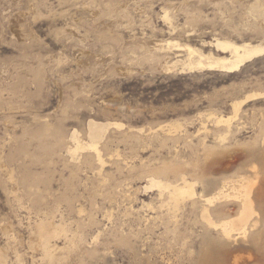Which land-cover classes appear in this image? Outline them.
Returning <instances> with one entry per match:
<instances>
[{"label": "rangeland", "instance_id": "374dc122", "mask_svg": "<svg viewBox=\"0 0 264 264\" xmlns=\"http://www.w3.org/2000/svg\"><path fill=\"white\" fill-rule=\"evenodd\" d=\"M215 2H220L223 7ZM238 2L0 0V146L5 150L6 165L15 171L22 197L21 203L14 200L10 194L12 184L7 175L0 172V223L7 229L10 227L11 231L7 230V238L0 236V244L7 249L9 264H47L42 248L32 246V223L47 216L53 203L52 193L61 195L71 190L69 196H81L94 222L84 223L73 213L72 225L75 229L79 225L80 231L84 230L81 232L86 235L87 243L59 264H192L188 247L194 241L197 242L195 246L193 244L197 254L200 249L196 237L200 229L189 231L196 222L195 217L183 221L180 228L183 233H179L178 242L164 234L163 227L149 222L141 205L143 202L156 204L157 192L146 191V178L137 174L146 168L154 170L164 165L177 168L179 163H185L196 167L197 175L211 177L218 168L234 174L252 161L259 163L263 153L264 97L242 106L231 124V133L226 125H217L207 116L211 113L230 116L233 101L243 100L250 93H264V56L233 73L167 74L161 71L158 63L143 60L144 53L137 46L144 40L171 39L200 47L202 40L211 41L214 35L240 41L238 35L224 25L230 18L239 23L246 16L243 4ZM115 5L119 8L118 13L110 17L109 8ZM121 6L127 8L125 18L119 17ZM183 6L201 13L202 22L195 26L189 24ZM164 9L173 16L174 32L162 18ZM222 13L225 19L221 18ZM18 17L22 18L21 37L14 32V21ZM104 25H111L112 30L102 31ZM71 27H76L83 38L73 37L68 31ZM241 33L245 40L264 39L253 31L242 30ZM88 51L95 57H88L84 63L82 53ZM172 53L171 60L184 55L183 52ZM90 120L120 122L127 128L146 130L145 144L139 147H133L132 136L125 137L117 130L109 133L110 138L115 139L114 148L119 149L128 162L135 163L137 169L130 174L124 165L122 170L108 165L107 172L111 174L110 180L113 179L104 189L94 179L92 171L93 174L87 171L80 178L83 183H88L87 186L81 187L80 181L76 180L67 186L61 179L63 175L69 176L64 171L63 150L59 151L62 155L51 156L46 149L51 147L52 137L39 139L46 124L52 125V129L55 127L64 137L77 129L85 138ZM173 122L183 125L182 131L174 134L176 137L167 136L165 145L150 141V129L158 130ZM224 136H227L225 143L219 139ZM24 178L35 182L36 200L27 196ZM129 194L131 200L127 198ZM148 215L153 216L152 212ZM98 233H101L100 242L96 244L93 238ZM187 236L190 239H185ZM257 238L255 236V240ZM263 241H260V250L256 245H248L238 253L252 254L258 260L257 264H264ZM58 244L64 245L63 242ZM232 263L233 253L227 250L219 264Z\"/></svg>", "mask_w": 264, "mask_h": 264}, {"label": "bare ground", "instance_id": "6f19581e", "mask_svg": "<svg viewBox=\"0 0 264 264\" xmlns=\"http://www.w3.org/2000/svg\"><path fill=\"white\" fill-rule=\"evenodd\" d=\"M238 3L243 4L244 10L246 11V16H243L242 20H240L239 23L231 21L230 18L224 22V25L233 34H237L238 39H241L240 41L232 37H218L217 35H214L211 41L202 40V45L200 47H197L192 46L189 43L182 44L179 42H175L171 39L166 41L141 40L142 43L137 47L139 48L141 53H144V56H142L143 60L152 61L154 63L156 62V64L158 63L162 69L161 71H164L167 74L172 72L195 73L203 71L233 73L240 70L246 64L264 56V39L258 40L256 42L250 41L248 39L245 40L243 39L241 33L242 30L253 31L258 35H262L264 38V0H250L247 1V3L245 0H239ZM216 4L220 5V2H217ZM118 9L119 8L116 5L111 6L108 12L109 16L111 17L114 13H118ZM183 9L187 14L189 24L195 26L197 23L202 22L200 15L201 13H195L191 10V8L189 9V7L186 6H183ZM119 13V17L125 18L127 16V8L125 6L122 7ZM162 18L164 22L170 26L169 28L174 32L176 28L173 24L174 21L171 12L167 9H164ZM221 18H226L224 17L223 13L221 15ZM21 22L22 18L20 17L16 18L14 21V32L18 37H21L22 34ZM111 30V25H104V28H102V31ZM68 31L73 35V37H79L80 39L83 38L80 36L79 31L76 27H71L68 29ZM174 51L183 52V57L182 55H179L171 60L170 54ZM82 54L84 63L86 62L88 57H95L92 56L89 51ZM97 59L100 60V57ZM124 70H122V72L126 71ZM262 97H264V93H250L245 99L232 102V115L223 116L211 113L207 117L208 119L214 120L217 125H226L228 128L227 131L231 133V124L238 117L242 106L251 100ZM51 126L48 124L45 125V131L43 130L44 133L40 131V133L42 132L43 134L41 133L39 139L52 137L51 147L46 149L47 151H49L48 154L50 153L51 156H55L60 153L59 151L62 152L63 150L64 171H67V173H69V176L65 177V175H63L61 176V179H63V181L65 180L67 186H70L69 184L70 181L72 182V180H76L79 183L80 178L84 173L86 174L87 171H92L94 173V179L103 186V189L105 188V186L108 187V182L113 179L112 178L110 180L111 174L107 172L106 168L108 167V165L115 166L114 168L117 170L123 168L124 165L130 174L136 171L137 165L135 163L131 164L130 162H128L127 158L121 154L120 150L114 148L113 144L115 143V139L112 140L114 137L112 136L113 138H110L109 133L112 130H117L123 133L125 137L132 136L134 139L131 142L133 147H139L142 143L145 144L143 135L145 134L146 130L142 128H127L124 123L120 122H99L90 120L87 124V134L84 138V136H82V134L77 129L69 132L67 137H64L62 136V133L60 131H56L54 129L55 127L53 128L55 130L54 131ZM182 128L183 125L181 123L173 122L164 127L162 126L161 128H158V130L152 131L150 129V141H159L158 143L161 142V144L165 145V141L166 139H168L167 136L176 137L174 136V134L181 132ZM204 129L207 131L206 126H204ZM126 131H128L129 133H126ZM36 138L38 139V137ZM119 139L120 138H118V140ZM219 139L221 140V142H224L227 139V136L219 137ZM150 143L147 144L151 145ZM261 146L263 147V153L260 152L261 157L259 160L260 162L262 161V164H260V162L256 163L253 161L249 163L251 161L250 158V161L248 160L249 164L247 165V167L245 165V167H242L237 172L235 171L236 173L234 174H231L228 169L222 171L220 168H218L214 170L211 177L207 175L200 176L197 175L198 169L196 167L185 163L178 164V162L176 163L178 164L177 168H175L176 166L171 167V165H164L162 167H159L158 169L148 170V168H146L138 172L137 176H143L146 178L145 180H147L145 190H152L157 192V203L154 204L152 202H141L142 209L145 210V213L149 218L148 220H150L149 222H152L154 226L159 225L160 227H163L164 234L166 233L168 236L171 235V237L178 242L181 238L179 237V233L181 226L184 225L183 221L185 219H188L190 221L195 217L196 222L194 226L189 228V231L194 232V230H196L197 228L200 229L199 235L196 236L199 239V241H197L200 244V249L197 254L195 250L196 247H194L197 242L195 243L194 241L192 242V245L188 247L189 259L191 260L192 264H219V261L222 259L224 252L227 250L233 253L232 264H252L254 262H256V264L259 263L258 260L254 259V255L250 254L244 256L242 254H239L238 252L241 248H247L248 245H256L260 250V241L264 240V135ZM4 153L5 150L0 146V172H4L8 177V181L12 184V188L10 191L11 196L15 201L21 203L22 197L19 193L20 188L16 181L15 171L9 169L6 165ZM60 154L62 155V153ZM251 154H253V152ZM32 176L30 178H33ZM23 181L27 196L32 201L36 200L38 198V194L37 191L35 192V185H33L34 181L32 182V179L28 180L26 178H24ZM79 185L83 187L87 186L88 183H83L82 180L80 181ZM209 186L210 188H212L211 190H209L210 188L208 189ZM90 188H92V186ZM66 192L64 191V194L62 193L61 195L52 193L53 203L50 210L48 209L49 212L47 213V216L44 218H39L35 222L33 221L34 223H32L33 227L30 237L32 246L36 249L39 247L42 248L43 256L47 260V264H59L60 261L79 251V249H81L85 245V243H87L86 235L82 233L84 232V230H81V232L79 225L76 229L74 228L76 226L72 225L73 213L77 215L76 217L80 218V220H84V223L85 221H89V223H91V221L92 223L94 222V217L88 215V208L82 203V199L80 196L81 194L79 195L80 197H73V194L70 195L72 196L70 197L69 193L72 192V190ZM127 198L131 200L132 195L129 194ZM64 204L65 206H63ZM42 209L43 208H41V210ZM151 212L153 216L150 217L148 213ZM197 225H199V227ZM9 228L7 229L5 225H2L0 223V236L7 238V230H9ZM100 236L101 233H98V235L93 238V243L98 244V242H100ZM255 236L258 237L256 240ZM185 239H190V237L187 236ZM184 240L183 243H185ZM59 242H63V247L59 246ZM188 244H190V242ZM5 248L0 244V264H9L7 249ZM183 258H185V256Z\"/></svg>", "mask_w": 264, "mask_h": 264}]
</instances>
